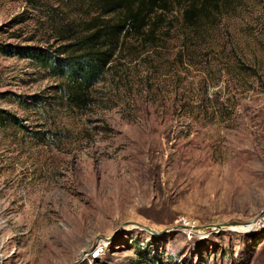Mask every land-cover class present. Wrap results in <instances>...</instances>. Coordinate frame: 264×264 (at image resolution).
Wrapping results in <instances>:
<instances>
[{
	"label": "rangeland",
	"instance_id": "374dc122",
	"mask_svg": "<svg viewBox=\"0 0 264 264\" xmlns=\"http://www.w3.org/2000/svg\"><path fill=\"white\" fill-rule=\"evenodd\" d=\"M186 1L77 107L11 51L73 43L93 0H0V108L60 133L0 126V264H264V0Z\"/></svg>",
	"mask_w": 264,
	"mask_h": 264
},
{
	"label": "trees",
	"instance_id": "16d2710c",
	"mask_svg": "<svg viewBox=\"0 0 264 264\" xmlns=\"http://www.w3.org/2000/svg\"><path fill=\"white\" fill-rule=\"evenodd\" d=\"M100 15L86 33L73 43L51 51L38 46L15 47L12 53L30 58L60 80L56 91L77 107L93 103L92 88L103 80L110 63L129 36L153 38L157 22L153 16L168 9L171 0H93ZM220 0H187L182 17L188 26H194L202 16L217 10ZM3 52H7L1 49ZM21 98V97H19ZM37 102V103H34ZM40 100L31 103L39 105ZM0 126H14L30 137L57 135L53 131H28L14 114L0 108Z\"/></svg>",
	"mask_w": 264,
	"mask_h": 264
},
{
	"label": "water",
	"instance_id": "95a60500",
	"mask_svg": "<svg viewBox=\"0 0 264 264\" xmlns=\"http://www.w3.org/2000/svg\"><path fill=\"white\" fill-rule=\"evenodd\" d=\"M236 224H237L236 221H226V222L218 223V224H207L203 226H198V228L201 230L207 231L211 229L213 226L217 228H223V227H229V226L236 225ZM180 226H184V225H180Z\"/></svg>",
	"mask_w": 264,
	"mask_h": 264
},
{
	"label": "bare ground",
	"instance_id": "6f19581e",
	"mask_svg": "<svg viewBox=\"0 0 264 264\" xmlns=\"http://www.w3.org/2000/svg\"><path fill=\"white\" fill-rule=\"evenodd\" d=\"M232 226H235V225H232Z\"/></svg>",
	"mask_w": 264,
	"mask_h": 264
}]
</instances>
